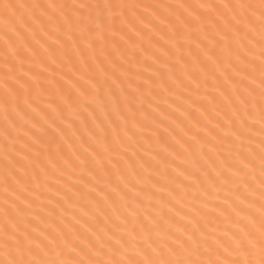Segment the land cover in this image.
Masks as SVG:
<instances>
[{
  "label": "snow or ice",
  "instance_id": "snow-or-ice-1",
  "mask_svg": "<svg viewBox=\"0 0 264 264\" xmlns=\"http://www.w3.org/2000/svg\"><path fill=\"white\" fill-rule=\"evenodd\" d=\"M0 264H264V0H0Z\"/></svg>",
  "mask_w": 264,
  "mask_h": 264
}]
</instances>
